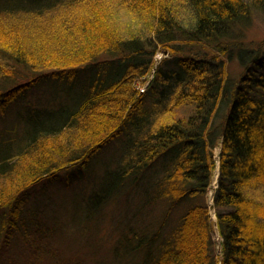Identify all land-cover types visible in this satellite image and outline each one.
I'll list each match as a JSON object with an SVG mask.
<instances>
[{
	"label": "trees",
	"instance_id": "1",
	"mask_svg": "<svg viewBox=\"0 0 264 264\" xmlns=\"http://www.w3.org/2000/svg\"><path fill=\"white\" fill-rule=\"evenodd\" d=\"M86 1H0V107L36 83L72 82L43 109L0 112V260L17 234L25 242L54 235L31 230L44 210L23 213L27 191L79 171L124 134L114 177L97 192L103 203L121 197L127 213H105L104 204L95 207L101 213H57L73 218L64 235L77 247L45 243L51 264H102L92 259L106 221L115 237L108 261L264 264V39L250 48L240 38L264 15V0H122L138 18L127 31L99 0L77 8ZM57 7L61 15L49 13ZM159 50L168 56L156 65ZM236 56L243 70L232 80ZM154 65L142 91L136 84ZM217 165L219 252L209 200Z\"/></svg>",
	"mask_w": 264,
	"mask_h": 264
},
{
	"label": "rangeland",
	"instance_id": "2",
	"mask_svg": "<svg viewBox=\"0 0 264 264\" xmlns=\"http://www.w3.org/2000/svg\"><path fill=\"white\" fill-rule=\"evenodd\" d=\"M1 1V0H0ZM25 5H31V0H22ZM101 5L108 7V12L112 14L114 23L116 25L122 26L124 28L123 31H127L128 25L131 23H137V13L134 11H125L123 7H120L119 4L122 0H99ZM87 3L78 6L77 8L81 10H85L88 6H90L94 0H88ZM99 4V5H100ZM97 5V3H96ZM120 8V9H119ZM58 10H49V13L54 15H61L60 12H64V10L60 7H57ZM74 10V9H73ZM72 11V10H71ZM68 14V13H67ZM58 18V17H57ZM57 18H54L55 21ZM53 21V22H55ZM52 22V23H53ZM145 22V21H144ZM243 36L240 37L242 40V44L244 47L248 46L252 48L249 42H259L264 39V15H257L254 17L250 23H247L244 26ZM1 32V31H0ZM1 34V33H0ZM2 35H0L1 37ZM168 56V52L164 50H159L155 55V63L156 65L161 64L166 57ZM167 67V66H166ZM228 72L234 78L239 76L243 70V66L240 63V59L236 56L232 61H230L227 65ZM170 69H175L176 67L170 66L167 67ZM156 66L150 70L148 69L146 73H144L141 77L143 80H139L136 85H138L139 89L145 90L148 86L150 80L154 77ZM72 84L68 79L66 80H52V81H43L36 84H40L36 87H30L29 89L20 92L18 95L14 97L13 100L10 101L9 104L3 105L0 107V112L5 110L6 114H16L20 113L21 109L29 108L32 105H35L41 109H43L40 105L43 103L50 101L53 98H58L61 96V93H65L67 91L68 86ZM178 112V111H177ZM94 114V113H93ZM178 114V113H176ZM11 116V115H9ZM3 117V116H2ZM3 118L0 117V120ZM127 136V135H126ZM125 136L122 134L120 137H116L115 140L108 142L105 147H102L98 152H95V155L87 162L85 165H81L79 171L73 170H64L62 171L55 180H51L50 178H46L35 186L31 187L29 191H27L26 199L27 203L24 207L23 213H32L31 210H40L43 211L39 216H37V225H35L31 230L37 232L41 228L51 229L49 232H53V237L46 238V233H41L42 237L45 235L44 239L41 240L37 234L32 235V241L25 242L22 240L20 234H17L18 244L13 246L12 248L5 250L3 248L2 252L7 253L4 255V258L0 260V264H35L37 252L43 256V259L38 264H51L49 262V254L47 256L44 255V252L41 248L46 244L49 247L56 249L61 248L63 245V240H66L65 245L70 248H76L77 242H75L74 237H68L64 235L65 228L70 225V218L68 214L64 215L63 218H59L57 213H101V209L95 211V207L99 204H104L105 213L112 212L116 208L125 209L124 213H127L125 206L126 203L123 202L121 197L117 199H106L104 203L102 202V197L97 192V189L101 188V186L106 181L107 175L111 178L114 177L113 170L118 166L120 159H122V155H124V147H122V143H124ZM218 154L219 147L215 149V159L218 162ZM218 174H219V166L217 165L212 183L210 186L209 192V200L212 205V196L214 190L218 184ZM120 188L116 190V194L119 195ZM95 193V197H92ZM91 196V197H90ZM92 198V199H90ZM47 210V211H46ZM151 211H155L152 209ZM46 213H50L53 218L47 216ZM131 213V212H129ZM212 211V220L216 219L215 213ZM71 226V225H70ZM55 228V230H54ZM96 228V225L93 224L92 231ZM214 239L217 242L218 252L220 250L219 243L221 242V237L217 231V227H215ZM97 234V233H96ZM98 235L105 242V245H99L95 248V253L93 255L92 261L95 263L102 264H121L119 261L112 262L108 261L109 259V246H111L115 242L114 231L111 227L109 221H106L103 226H101L98 230ZM100 247H103L101 250ZM12 257V258H11ZM104 257V258H103ZM11 259H14L11 263Z\"/></svg>",
	"mask_w": 264,
	"mask_h": 264
},
{
	"label": "water",
	"instance_id": "3",
	"mask_svg": "<svg viewBox=\"0 0 264 264\" xmlns=\"http://www.w3.org/2000/svg\"><path fill=\"white\" fill-rule=\"evenodd\" d=\"M211 207L213 208V205ZM212 225H213V229L215 230V227L217 226L216 219L215 220H212Z\"/></svg>",
	"mask_w": 264,
	"mask_h": 264
},
{
	"label": "bare ground",
	"instance_id": "4",
	"mask_svg": "<svg viewBox=\"0 0 264 264\" xmlns=\"http://www.w3.org/2000/svg\"><path fill=\"white\" fill-rule=\"evenodd\" d=\"M143 90H144V88H143ZM143 90H142V91H143ZM112 140H113V139H111L110 141H112ZM108 142H109V141H108ZM106 143H107V142H106ZM106 143H105V145H106Z\"/></svg>",
	"mask_w": 264,
	"mask_h": 264
},
{
	"label": "clouds",
	"instance_id": "5",
	"mask_svg": "<svg viewBox=\"0 0 264 264\" xmlns=\"http://www.w3.org/2000/svg\"><path fill=\"white\" fill-rule=\"evenodd\" d=\"M106 145H108V144H106ZM106 145H105V146H106ZM105 146H104V147H105ZM97 152H98V151H97ZM94 155H95V154H94ZM212 204H213V203H212Z\"/></svg>",
	"mask_w": 264,
	"mask_h": 264
},
{
	"label": "built area",
	"instance_id": "6",
	"mask_svg": "<svg viewBox=\"0 0 264 264\" xmlns=\"http://www.w3.org/2000/svg\"><path fill=\"white\" fill-rule=\"evenodd\" d=\"M143 90V89H142Z\"/></svg>",
	"mask_w": 264,
	"mask_h": 264
}]
</instances>
